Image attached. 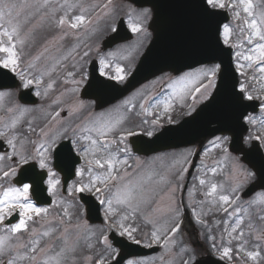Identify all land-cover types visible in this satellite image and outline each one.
Returning a JSON list of instances; mask_svg holds the SVG:
<instances>
[{
	"label": "rangeland",
	"instance_id": "obj_1",
	"mask_svg": "<svg viewBox=\"0 0 264 264\" xmlns=\"http://www.w3.org/2000/svg\"><path fill=\"white\" fill-rule=\"evenodd\" d=\"M115 0H113L114 3ZM122 1V0H121ZM15 3L20 4V5H26L20 13L19 19L22 21L27 14H31L32 12L35 11L33 7H30L31 5H34L36 3H42L43 0H14ZM69 4H78L81 5L82 11L84 9H90V11H95L91 18V24L88 25V28L91 29V31H86L83 27H81L78 30H72V29H59V33L57 35L52 36L50 39H46V41H43V43L39 46V48L32 52V56L28 59L29 61L26 62L25 64L27 65H20V68L24 70L25 74L29 78H42L43 82L37 87L35 84L32 86L36 88L39 92L42 93V88L45 87V80L44 78L40 75L38 77L32 76L29 70V65L32 64L34 65L35 68L43 70L44 68H49L50 64L52 63H58L64 56H67L69 52L67 51L72 47V44H64L68 40H70L72 43L78 45V43L82 40H84L87 36L92 35L93 33L96 32L97 27L100 25V22L109 18L108 16L104 15V12L107 11V9H102V6L106 3V0H67ZM123 2V1H122ZM238 2V0H237ZM258 3V7H257ZM52 4V9L49 11L50 13L52 12L53 9H55V12H57L59 9H62L60 5L65 4V0H51L50 5ZM254 4V14L256 12L255 7H257V19H259L260 13H261V0H253ZM112 8V6H109ZM119 7L117 12H122L123 11V17L128 21L129 16L128 13H133V15L138 14L143 12L145 9H140L136 8L131 4H119L116 6V8ZM41 11V10H40ZM113 11H115L113 9ZM236 11L241 12V17L236 18L234 17V25H231L232 21L229 24V27L232 29L230 39H229V44L233 46V40L234 37L240 32L243 35V40L238 43L237 48H235V65L237 68V64L241 65H250L243 67L239 70V73H244L243 75L248 78V80L245 82L246 85L245 87L253 92L254 95H260L261 99V106L263 111L261 113L251 116L256 123L255 124H249L251 125L252 128V135L253 137L259 135L261 133V123L264 122V73L259 71V65L254 62V61H247L243 59L244 56L248 55H255L252 51L253 48L257 47L259 44H264V41L259 40L258 37L253 36L252 41L249 42L248 36L251 33V29H248L246 24H242V30H239L237 28L236 21H244L245 18H247V14L242 11V6L238 7ZM37 14V13H36ZM87 17V16H86ZM115 13H113L112 19L115 20V26L119 18H114ZM151 20V15L149 14L148 19L144 22V27L146 29V32L144 33H134V40L131 43L119 45L116 47L115 51L113 52H106L103 53L101 51V42L97 43V48L95 50L96 52V58L99 60L100 58H106L107 60L110 61L111 67L105 69L106 72H109L111 74H115V69L117 66L122 67L125 69V74L126 76L128 75V70H129V65H124L122 62H120L118 59H124L128 60V63L133 64L140 54L141 50L144 49L145 45L150 41L152 38V34L150 31L147 29V25L149 24ZM74 22V20H73ZM26 25H24V28ZM110 28V26H109ZM67 31L69 34L65 36L64 39H60V35L64 32ZM76 32L78 33L77 35H73L72 33ZM45 31L40 30H35L33 37L40 38L44 35ZM222 37L224 39V36L222 34ZM6 39V38H5ZM46 42V43H45ZM146 43V44H145ZM44 44V45H43ZM63 44V45H62ZM75 46V47H76ZM45 49H48L47 51H44ZM64 51L65 53L60 52ZM43 53L42 56L40 54ZM237 53L240 55L237 56ZM2 56L5 54L0 53ZM40 56L39 60H36L35 57ZM208 67L204 68H199L196 70L188 71L183 73L180 76L173 77L167 82H169V85L173 84L176 80L179 78L189 74V73H198L204 69H207ZM47 70V69H45ZM255 76L256 79H253L252 77ZM127 77L121 82L123 83L126 80ZM72 78H69L71 80ZM166 79V77H162L160 79H157L153 82H150L147 84V88H143L136 93L132 98H128L125 101L126 105H134L136 104L135 100L138 99L139 96L142 94H148L151 93L152 96H149L148 99L150 101L148 102L149 106L146 108V115L148 117H154L153 119L159 118L160 120V125L156 126L159 127L165 122H167L168 116L172 115L171 111L170 113H164V101L170 100L174 105V109L176 107H181L180 101L178 98L173 97V88L169 87L167 92L164 90H160L159 86L163 83V81ZM120 82V81H119ZM167 88V85L165 86V89ZM80 90H77L75 92V100L76 96H78V93ZM16 93V92H15ZM36 93V91H35ZM0 94L3 95V98L0 99V128L4 131H8V128L6 125H9L13 119L19 117V120L17 122V130H20L18 135L20 136L21 139L28 138V134H35V131H29L28 128L29 126H24L22 122L24 120L28 121L31 126L34 121L40 120L42 122V126H46L47 123H45L43 120H45L46 116L50 112V107L54 103L53 97L50 95V92L45 96L50 103L46 104L42 109L38 110L37 112L34 113V111L31 108H27L23 105H20L15 96L12 94L11 91H0ZM60 98H63V95L60 96ZM140 98V97H139ZM61 101L62 99H56V101ZM80 100V99H79ZM79 100H77L76 103H73L71 106H67L65 108H61L60 112L63 111H68L72 117L76 116L80 112H83L87 107L84 106L85 103H82L80 106L79 105ZM202 99L199 100L194 105V108L201 102ZM78 104V105H77ZM186 105H191L192 101L186 100L185 101ZM134 106L131 111H134ZM176 106V107H175ZM12 108L15 109L14 111H9L8 109ZM28 109V111L23 115L20 116L19 112L20 109ZM39 108V107H38ZM184 108L185 113H189V107H181ZM193 108V109H194ZM191 110L193 113L194 110ZM151 113V115H149ZM143 114V112H142ZM127 113L124 112V109L122 108L121 104H118L114 107H111L109 109H106L102 112H91L90 118L87 119L86 121H83V123H90V127L94 128L97 126L98 123L100 122H105V121H110V122H115L117 120L122 121L119 125H117L116 128L119 127H124V126H129L127 125ZM130 123V122H129ZM70 125V123H65L64 127L66 128ZM78 124L76 125V127ZM42 127V128H43ZM87 124H83L79 126V132H82V136H91L89 131H85V128H88ZM115 128V129H116ZM26 132H24V131ZM87 133V134H86ZM97 135V133L95 132ZM250 134V133H249ZM248 134V135H249ZM60 136L58 132L54 133L53 137ZM213 139L208 140L204 143L202 147V152H201V157L197 161V165L195 168V171L192 173L191 177V182L193 179L196 180V182L200 185V180L204 179L206 181L205 185H200V187L203 188V195H202V201L196 200V197H194L192 194L190 195L192 189H188L185 195V199H183V206H184V211H185V216L183 218V223L181 225V230L180 232L177 233V236L174 237V240L176 241L175 247L172 248L170 251L166 250L164 244L160 251L159 254L155 256H151L148 258H140V259H133L128 261L126 264H175L180 258H187V253H183L182 249L183 248H195L196 250V259L202 257V256H207L210 255L211 251H218L217 247L213 248V240L211 237H215V239H220L219 237H216L215 233L210 234V229L212 231V228L215 230L221 225V221L214 219L211 224L208 222L205 223V225H201L200 223H197L195 219V213L199 215L200 219L202 217L204 218L206 214H204V211H202L201 206H199V213H197L194 210V207L192 205H199L206 203H212L211 207L208 208L209 213H212L213 209L215 207H220L221 210H224L227 208V211L230 213V217L227 222V226H230L231 229L235 227L236 223H240V227L245 230L243 224L246 222V217L243 215V211L248 212L249 216V209L250 205L254 208H259L261 207L258 205V203H261V198L264 197V191L260 192L259 194H256L250 199L244 200L241 197L242 191L247 187L248 184H250L254 179L255 175L254 173L246 167L241 161L239 156H235L231 154L227 149L226 152L223 151L221 148H216L212 144ZM252 139H249V136H247L245 143L248 145L252 142ZM84 147H89V141L88 140H83V143H81ZM97 148V157H105L109 153L115 157L117 163L115 165L116 169L121 167V164L119 163V160L117 158V154H114L113 151L111 150L112 145L109 146V148L106 151L100 150L99 144L96 146ZM129 148V147H128ZM225 148V146H224ZM185 149H180V150H171L168 152H163V153H158L156 155H152L148 158L145 157H137L133 159L134 166L133 168L130 167V171L128 175L131 174L130 177L124 178L121 180L119 185H116L114 187V200H115V194L119 191L121 195H124L125 189L126 188H131L134 190V194L136 195V199L131 202V206L125 205V204H118L115 202V205L119 209H131V212L136 211L137 213L135 214H129V213H124L123 217L126 214L129 215H136L140 213L141 218L143 221L140 222H146L150 224L153 228V231H158V234H162L160 232V227L161 226H171V224L174 222V214L172 211H170V208H175L179 206L180 212H181V206L179 203V199L176 198V190L173 191V189H176L175 185V180L173 181L172 178L175 177V173L177 169H179L182 165L183 167L186 168V171L183 173V180L181 181L182 187L186 186L187 184V179H188V173L189 169L193 164V157L194 155L198 152L200 147L194 146V147H189ZM222 151L221 155L219 156H212L214 152L216 151ZM207 152V155H204V153ZM211 154V155H210ZM88 159H93L92 155L89 154L88 157H85L86 164L85 166L83 165L82 168L84 169V174L86 173V170L89 169V165L87 163ZM180 161L179 164H176L175 167H172V165L176 162ZM95 165L91 166L94 167ZM213 169H215V172H213ZM103 171V172H102ZM101 171L100 175L98 176H104L106 173V168H103ZM248 173H251L252 175L247 179H243V175H247ZM168 175L170 183H159L158 181L160 180V177L162 175ZM197 174V176H196ZM201 174V175H199ZM84 177V175L82 176ZM149 177H151L149 179ZM93 179L95 178L92 177ZM240 179L242 181L241 187L239 188L238 192L236 195L239 196L238 200H234L230 202L229 204H224L222 201L219 200L220 195H228L230 198L233 196L232 193V188L235 186V183L237 182V179ZM216 184L217 185V191L213 193L211 196L207 195L209 191H211V185ZM195 186V185H194ZM193 191H196V188L193 187ZM146 196V197H151L150 201L145 203L144 200L141 199V196ZM180 195V192L178 193V196ZM191 201L193 204H191ZM264 205V203H263ZM203 206V205H202ZM210 206V205H209ZM112 217L114 215H111ZM132 216V218H133ZM260 216V215H259ZM264 215H261L262 217ZM39 220L40 218H35ZM71 217L64 216V212H61L59 210H54L53 207L51 209H48V213L46 216H44L43 220L41 223H38L36 226L37 232L41 233L45 230L49 232V236L43 237L41 239V244L40 247L43 248V253L38 254L37 260L35 262L29 261V264H43V261L48 259L49 257H54L60 250L63 248L65 250V256L63 260V264H78L80 259L83 255L81 251L79 252L78 248L80 245L86 248L85 242H82L83 239L89 235H92L95 231L91 229L89 224L85 220V215L83 213V217L76 223L74 226H69V220ZM264 220V219H263ZM151 221V223H149ZM56 222L57 225H56ZM230 223V224H228ZM54 225L55 227L60 226L61 230H53L51 226ZM161 225V226H160ZM107 230L109 231L111 228L107 225ZM209 227L210 229H208ZM137 229V228H136ZM238 231V229H237ZM251 232H257L258 239L259 241L264 245V231H257V228H253ZM233 234V233H232ZM16 235L20 234H13L15 237ZM25 239L18 241L17 244H24L27 242L28 237L30 234H24ZM66 242V243H65ZM152 243L153 240H152ZM18 251L19 253L26 250L23 247H17L15 251ZM222 252V249L220 250ZM214 254V253H213ZM221 254V253H220ZM21 256H24L23 253H20ZM216 255V254H215ZM217 256V255H216ZM221 256V255H220ZM259 258V257H258ZM23 260V259H20ZM85 263H91L92 261V256L87 255L84 258ZM38 261V262H37ZM1 264V262H0ZM6 264V263H5ZM50 264H55V261L52 260L50 261Z\"/></svg>",
	"mask_w": 264,
	"mask_h": 264
},
{
	"label": "snow or ice",
	"instance_id": "obj_2",
	"mask_svg": "<svg viewBox=\"0 0 264 264\" xmlns=\"http://www.w3.org/2000/svg\"><path fill=\"white\" fill-rule=\"evenodd\" d=\"M51 0H43L42 3H36L31 5L35 9L31 14L25 15L24 19L21 21L19 19L21 10L26 5H20L14 2V0H0V53L5 54L3 57H0V68L8 69L11 73L15 74L16 77L20 80V85L18 87L23 89H29L34 84L39 87V85L43 82L42 78H29L23 69L20 68L22 63V57L25 55V47L28 45L29 41L33 38L34 31L43 29L45 27L54 28V29H72L78 30L83 27L86 31H91L88 28V25L91 24V18L86 17L83 14L75 15L74 22L73 19L68 17V11L74 7H82L78 4H69L67 0H65V4L60 5L61 8L67 9L63 15L57 17L54 15L55 9L52 12L45 11L39 16L36 13H39L41 9H48ZM112 6L110 8L109 6ZM202 5L204 6V11L207 15L213 16L217 14V10L223 9H231L233 11V15L236 18L241 17V12L236 11V9L242 6V11L247 14V18L244 19V24H246L248 29H251V33L248 36L249 42L252 41V37L256 36L259 40L264 41V0H261V13L259 19L254 14V4L253 0H202ZM113 0H106V3L102 6V9H107L104 12L105 16H108L111 20L110 30L112 32L117 31V27L115 26V20L112 19L113 9H114ZM87 11V9H84ZM129 19L127 21V26L131 30L132 33H144L146 29L144 27V22L149 17L148 10H144L141 13L133 15V13H128ZM7 25V27L5 26ZM24 25H30L27 30L24 29ZM223 27V43L228 45L230 35L232 29L229 25L224 24ZM69 33L64 31L60 35V39H64ZM73 35H77L78 33L73 32ZM6 38V39H5ZM55 39V37L53 38ZM230 47L232 45H229ZM239 46V45H237ZM45 49L44 51H47ZM73 52L76 51L75 48L72 49ZM255 55L244 56L243 59L247 61H254L259 65V71L264 73V44H259L257 47L252 49ZM72 53L70 52L68 56H64L63 60H67ZM43 53L40 54L42 56ZM90 55L89 51H84L81 59L83 57H88ZM240 54L237 53V56ZM40 56H36L35 59L39 60ZM100 65V75L106 76L108 80H115L122 82L125 77V69L117 66L115 69V74H111L106 72L105 69L111 67V63L106 58L99 59ZM34 65L30 64L29 67H33ZM250 66V65H241L237 64V71L241 68ZM75 67V65L73 66ZM55 67H53L52 71H55ZM81 79L80 80H72L71 83L81 84L87 79V72L84 71L83 66L79 69ZM222 73V65L219 63L212 64L207 69H204L198 73H189L178 80H176L173 84L169 85V87L173 88V97L178 98L180 101L181 107H189V114H191V110L194 108V105L199 102L200 99L207 100L214 89L217 87V78ZM47 74V73H45ZM244 73H241L243 75ZM68 76H74V72H68ZM256 79L255 76L252 77ZM68 82V81H66ZM238 84V86H237ZM233 85L232 88V96L235 103L239 105H244L245 101H253L261 99L260 95H254L253 92L245 87L244 84ZM54 86V81L50 82L46 85L45 91L43 95L48 94V90L52 89ZM37 96L41 95V92H36ZM3 98V95L0 94V99ZM191 100V105H186V100ZM56 103H59L57 100ZM143 108V105H141ZM9 111H14L15 109L9 108ZM174 110V105L170 100L164 101V113H170ZM28 109H20L19 115L23 116ZM60 112H56L55 117H58ZM151 115V113H149ZM19 117L12 120L9 125H6L8 131H0V162H4L5 160L10 161L11 163L5 168L0 166V181H3L5 178H14L18 174L22 177L19 181V186H10L4 188L2 184H0V228H3V231L6 233L3 236H0V260H3L5 256L8 257L6 264H17V261L20 259H27L31 262H35L37 260V255L39 252L43 251V248L40 247L41 239L43 237L49 236V232L47 230L38 233L36 227L34 225L41 223L44 216L47 215L48 209L38 207L36 204L32 202V196L34 193L38 194L39 186L43 184L45 181L47 183V189H44L48 194L53 195L58 191L57 186L60 185L61 181L56 178L57 172L54 170L53 166V153L57 147V140L61 137H48V134L44 132V129L41 128L40 132L43 136L48 137L44 142L36 144V141H29L26 138L21 139L20 136L15 131L17 127V122ZM245 122L249 124H255L256 121L251 116H246ZM122 123V121L117 120L114 123L110 121L100 122L94 128H85V131H95L99 138H105L111 133L117 125ZM167 123H173L172 117L169 115L167 118ZM144 124H150L151 126L160 125L159 118L153 119L151 121H144ZM28 130L35 131V129L29 124ZM119 139H94L91 136H82L79 139L88 140L89 147H77L78 140L72 139L70 140L71 147L69 151L71 152L73 149L76 150V154L84 157H88L89 154L92 155L93 159H88L87 163L90 166L88 171L91 175V166L95 165L100 168H106V173L104 176H97L95 180H89L87 183L81 181L78 184H73L71 188L68 189L69 192L81 193V194H91L95 197L96 200L99 201L101 205H106L105 213L106 218L110 215H114L113 209V199L102 198L104 193L110 191L109 181H118L121 176L119 172L116 171V159L110 153L105 157H97V148L96 146L99 144L100 150L106 151L111 144H119L123 145L120 149L126 156L130 155V151L127 143L125 142L127 137L139 135L138 132L134 130L123 129L119 133ZM144 135L151 137L153 136V130H146ZM256 139L264 143V122L261 123V133L255 137H249V139ZM228 142V137L216 136L212 144L216 148H221L226 152V148L224 146ZM26 143H31L35 147L29 151L26 147ZM6 145V146H5ZM207 155V152L204 153ZM121 165H128V160L124 159L119 161ZM180 161H176L172 167H175L176 164H179ZM27 165H32L31 168L25 167ZM23 168V172L20 170ZM39 169L40 171H37ZM186 171V168L183 165L177 169L175 173V178L177 181L183 180V173ZM215 172V169H213ZM79 176L84 175V169L81 168L77 173ZM243 179L247 180L252 174L248 173L247 175H243ZM151 177H149L150 179ZM159 183H170L168 175H162L160 177ZM206 181L204 179L200 180V185H205ZM242 181L238 178L235 186L232 188L233 196L230 198L228 195H220L219 200L224 204H229L234 200H238L239 196L236 195L239 188L241 187ZM115 186V185H113ZM176 189H173L175 191ZM217 191V185H211V191L207 193V195L211 196L213 193ZM191 195V193H189ZM136 199V195L134 194V190L131 188H126L124 195L118 191L115 194V202L118 204H125L131 206V202ZM141 199L144 200L145 203L149 202L151 197L141 196ZM261 203H264V197L261 198ZM170 211L174 214V222L172 226L166 229L162 234H158V231H153L151 233V240L157 243H163L166 250H171L175 247L176 241L173 239L175 235L180 232L181 224L183 223L179 206L175 208H170ZM227 211V208L224 209ZM16 214L18 216L19 222L14 224H7L6 221L9 218ZM64 216H68V212L64 210ZM35 218H40L39 220ZM128 219L127 216L123 217V220ZM264 219V216L261 217ZM197 223L201 225H205V221L200 219L199 215L196 216ZM31 225L30 226V223ZM151 223V221H149ZM113 227H115L116 231L120 236H126L127 239L131 240L135 244L141 243V240L138 239L134 233L137 232V229L134 227L126 226L122 220H114ZM251 227V225H249ZM237 229H240L237 232ZM232 233H237L236 237H232L233 239L243 237L244 231L240 227V223L237 222L235 227L231 229L229 232V236H232ZM13 234L16 235L15 239L17 241H21L25 239L23 234H30L27 239V242L24 244H12L10 241L13 240ZM213 240L212 247L215 248V237H211ZM103 243L108 251V256L111 257L115 254L116 249L112 246V244L108 240L107 235H103L102 237ZM66 243V242H65ZM91 247V245H89ZM17 247H23L27 250V255L21 256L19 252H16L15 249ZM238 251L243 252L248 259L252 261H257L258 257H261L260 251H247L241 246ZM183 253H187V258L181 260V264H197L196 259V250L195 248H183ZM233 252L232 248L224 247L221 252V259L227 258L231 260L233 257L231 253ZM65 256V250L62 248L60 252L56 254L54 257H49L48 259L43 261V264H50V261L54 260L55 264H63ZM96 264H105V258H98Z\"/></svg>",
	"mask_w": 264,
	"mask_h": 264
},
{
	"label": "water",
	"instance_id": "obj_3",
	"mask_svg": "<svg viewBox=\"0 0 264 264\" xmlns=\"http://www.w3.org/2000/svg\"><path fill=\"white\" fill-rule=\"evenodd\" d=\"M139 6H150L154 11V19L151 28L154 30V41L148 52L142 59L137 72L128 84L127 90L117 91V85L100 80L96 71L92 72V79L88 85L85 96L94 97L102 106L124 96L139 83L165 71L180 72L203 63L220 62L223 72L217 91L210 102L204 105L196 115L185 120L177 127L167 128L163 133L152 140L143 136L134 138L133 145L136 152L150 154L157 151L194 144L218 133L232 132L236 136L235 152L243 151L244 160L250 164L259 174L258 183L253 184L245 196H250L258 189L264 188V158L255 146L250 152L242 147L243 124L242 119L248 112L244 105L235 103L232 96V88L237 84V76L233 71L231 53L224 49L220 43L219 35L222 25L228 21L225 13L217 12L209 16L204 11L202 0H131ZM129 38L123 26L118 33L105 41V47L126 41ZM1 73V72H0ZM1 84L15 87L16 83L2 78ZM5 81V82H4ZM238 85V84H237ZM24 98L23 100H25ZM218 124L213 128L212 125ZM93 204H89V220L94 218ZM126 255H122L116 264H121L126 257L136 252L147 253L135 246H128L119 241ZM136 249V251H134Z\"/></svg>",
	"mask_w": 264,
	"mask_h": 264
},
{
	"label": "flooded vegetation",
	"instance_id": "obj_4",
	"mask_svg": "<svg viewBox=\"0 0 264 264\" xmlns=\"http://www.w3.org/2000/svg\"><path fill=\"white\" fill-rule=\"evenodd\" d=\"M53 161H54V153H53ZM0 166H3L6 168L8 164L6 163V161H4V162H0ZM7 182H8V178H5L3 181H0V184H2L4 188H6Z\"/></svg>",
	"mask_w": 264,
	"mask_h": 264
}]
</instances>
